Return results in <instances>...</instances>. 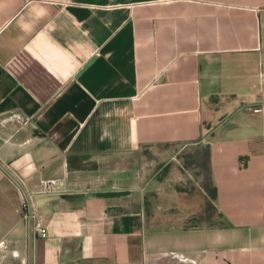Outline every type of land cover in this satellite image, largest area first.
Wrapping results in <instances>:
<instances>
[{"label":"crops","instance_id":"1","mask_svg":"<svg viewBox=\"0 0 264 264\" xmlns=\"http://www.w3.org/2000/svg\"><path fill=\"white\" fill-rule=\"evenodd\" d=\"M0 264H264V0H0Z\"/></svg>","mask_w":264,"mask_h":264},{"label":"trees","instance_id":"2","mask_svg":"<svg viewBox=\"0 0 264 264\" xmlns=\"http://www.w3.org/2000/svg\"><path fill=\"white\" fill-rule=\"evenodd\" d=\"M217 97H213L211 98L210 102H214L216 100ZM205 188L208 191V201H206L205 203V211L206 213H211L212 210L214 209L213 205H212V200L215 199L216 197V189H211L210 185L207 184V182H205Z\"/></svg>","mask_w":264,"mask_h":264},{"label":"built area","instance_id":"3","mask_svg":"<svg viewBox=\"0 0 264 264\" xmlns=\"http://www.w3.org/2000/svg\"><path fill=\"white\" fill-rule=\"evenodd\" d=\"M49 189H50V187H49ZM24 210L27 208V203H24ZM26 217H33L32 216V214L31 215H29L28 213L26 214ZM38 226H39V232H40V235H41V237L42 238H46L47 237V235H48V232H47V229L45 228V227H43V226H41V225H39L38 224Z\"/></svg>","mask_w":264,"mask_h":264}]
</instances>
